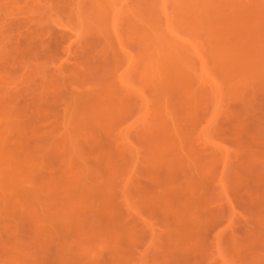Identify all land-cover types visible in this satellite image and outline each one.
<instances>
[{"label": "rangeland", "instance_id": "374dc122", "mask_svg": "<svg viewBox=\"0 0 264 264\" xmlns=\"http://www.w3.org/2000/svg\"><path fill=\"white\" fill-rule=\"evenodd\" d=\"M222 1L0 0V264H264V0Z\"/></svg>", "mask_w": 264, "mask_h": 264}, {"label": "bare ground", "instance_id": "6f19581e", "mask_svg": "<svg viewBox=\"0 0 264 264\" xmlns=\"http://www.w3.org/2000/svg\"><path fill=\"white\" fill-rule=\"evenodd\" d=\"M234 1V0H233ZM211 2V1H210ZM221 2H223L222 0H221ZM228 1H226V3H227ZM229 2H231V1H229ZM230 4V3H229ZM233 4V2L230 4V5H232ZM252 4V3H251ZM196 5V4H195ZM222 5L223 4H221L220 6L222 7ZM225 5V4H224ZM257 5V4H256ZM198 6V5H197ZM196 6V7H197ZM260 6V5H259ZM225 8H226V6H224ZM231 7V6H230ZM213 8V7H212ZM252 8V7H251ZM211 9V8H210ZM219 8H217V10H218ZM246 9V8H245ZM212 10V9H211ZM213 10H214V8H213ZM217 10H216V12H217ZM253 10V9H252ZM193 11V10H192ZM209 11V10H208ZM214 12V11H213ZM243 12V11H242ZM247 13V12H246ZM245 13V14H246ZM211 14V12L209 13V15ZM220 15H221V13H219ZM244 14V13H243ZM203 15V14H202ZM222 16V15H221ZM230 16V15H229ZM215 18V17H214ZM219 18V17H218ZM245 18V17H244ZM247 18H248V16H247ZM211 21H212V19H210ZM213 20H215V19H213ZM223 21V20H222ZM227 22V21H226ZM225 23V22H224ZM229 23V22H228ZM228 23H227V25H228ZM216 24V23H215ZM218 24H220V23H218ZM230 24V23H229ZM238 25H239V23H238ZM240 26V25H239ZM242 26V25H241ZM240 26V27H241ZM214 27V26H213ZM228 27H229V25H228ZM233 27V26H232ZM236 27V26H235ZM215 28V27H214ZM230 28H231V25H230ZM207 29V28H206ZM218 29V28H217ZM222 29V28H221ZM247 29V28H246ZM214 30V29H213ZM219 30V29H218ZM232 30V29H231ZM236 30V29H235ZM207 31V30H206ZM220 31V30H219ZM225 31V30H224ZM230 31V30H229ZM239 31V30H238ZM238 31H235L236 33H234L235 35L237 34V32ZM247 31V30H246ZM208 32V31H207ZM223 32V31H222ZM244 31L242 30V33H243ZM224 33V32H223ZM232 33V32H231ZM241 33V34H242ZM247 33V32H246ZM246 33H245V35H246ZM214 34V33H213ZM219 34H220V32H219ZM240 34V35H241ZM206 35V34H205ZM209 35V34H208ZM224 35H225V33H224ZM221 36V35H220ZM223 36V35H222ZM204 37V36H203ZM210 37V36H209ZM225 37V36H224ZM237 37V36H236ZM243 37V36H242ZM205 38H207V37H205ZM219 38V37H218ZM244 38H246V37H244ZM210 39V38H209ZM224 39V38H223ZM223 39L222 38H220V40H222V42H223ZM213 40V39H212ZM216 40H217V38H216ZM220 40H218V41H220ZM227 40V39H226ZM242 40L244 41V39L242 38ZM194 41V40H193ZM199 41V40H198ZM201 41V40H200ZM208 41V40H207ZM206 41V42H207ZM215 41V40H214ZM213 41V42H214ZM193 43V42H192ZM195 43V42H194ZM210 43V42H209ZM216 43V42H215ZM220 43H221V41H220ZM225 43V42H224ZM224 43H223V45H224ZM226 43H227V41H226ZM237 43H239L238 41H237ZM241 43V42H240ZM239 43V44H240ZM212 44V43H211ZM214 44V43H213ZM219 44V43H218ZM243 44V43H242ZM242 44H240V45H242ZM196 45V44H195ZM205 45V44H204ZM203 45V46H204ZM238 45V44H237ZM187 46V45H186ZM210 46V45H209ZM196 47V46H195ZM214 47V46H213ZM218 47V46H217ZM222 47V46H221ZM185 48V47H184ZM189 48V47H188ZM220 48V47H219ZM224 49L226 48V47H223ZM222 48V49H223ZM231 48V47H230ZM205 48H203V50H204ZM215 49H216V47H215ZM214 49V50H215ZM190 50V49H189ZM216 51V50H215ZM217 51H219V49L217 50ZM221 51H223V50H221ZM231 51H232V49H231ZM234 51V50H233ZM232 51V52H233ZM237 51V50H236ZM180 52V51H179ZM198 52V51H197ZM210 52V51H209ZM224 52V51H223ZM219 53V52H218ZM181 54V53H180ZM210 54H212V52H210ZM222 54V53H221ZM179 55V54H178ZM214 55V54H213ZM213 55H212V57H213ZM226 55H228V54H226ZM184 56V55H183ZM224 56V55H223ZM211 57V56H210ZM217 57V56H216ZM221 57H222V55H221ZM226 57V56H225ZM214 58V57H213ZM213 58H212V61H214L213 60ZM218 58H220V56L218 57ZM211 59V58H210ZM222 59H223V57H222ZM194 60V59H193ZM218 60V59H217ZM217 60L215 59V62H217ZM220 60V59H219ZM224 60V59H223ZM211 61V62H212ZM208 62V61H207ZM215 62H214V64H215ZM220 62V61H219ZM224 63V62H223ZM189 64H190V62H189ZM225 64V63H224ZM196 65H198V64H196ZM217 65H219V64H217ZM203 66V65H202ZM220 66H221V64H220ZM197 67V66H196ZM223 67V66H222ZM212 68H215V67H212ZM224 68V67H223ZM163 69V68H162ZM181 69V68H180ZM204 69V68H203ZM222 68H220V70H221ZM236 69V68H235ZM208 70V69H207ZM230 70H231V68H230ZM215 71V70H214ZM233 71V70H232ZM171 73V72H170ZM208 73H209V71H208ZM232 73V72H231ZM234 73V72H233ZM163 74H165V73H163ZM178 74V73H177ZM180 74V73H179ZM181 74H182V71H181ZM199 74V73H198ZM220 74H223V72L222 73H220ZM184 75V74H183ZM233 75V74H232ZM232 75H230V77L232 76ZM178 76V75H177ZM187 76V75H186ZM234 76V75H233ZM165 77V76H164ZM167 77V76H166ZM165 77V78H166ZM204 77V76H203ZM229 77V78H230ZM176 78V77H175ZM183 78V77H182ZM230 79H233V78H230ZM181 81H182V79H181ZM211 81V80H210ZM164 82V81H163ZM229 82V81H228ZM232 82H233V80H232ZM234 82H236V80L234 81ZM162 83V82H161ZM231 83V82H230ZM179 84V83H178ZM181 84V83H180ZM191 84V83H190ZM197 84V83H196ZM211 84V83H210ZM234 84V83H233ZM208 85V84H207ZM178 86H180V85H178ZM220 85H217V87H219ZM235 86H236V84H235ZM181 87V86H180ZM199 88V86L196 88V89H198ZM183 89V88H182ZM209 89V88H208ZM231 89V88H230ZM178 90V89H177ZM183 91V90H182ZM190 91V90H189ZM219 91H221V90H219ZM186 92V91H185ZM185 92H183V93H185ZM213 92V91H212ZM180 93H182L181 91H180ZM189 94V93H188ZM181 95V94H180ZM190 95V94H189ZM214 95V94H213ZM218 95V94H217ZM220 95L222 96V94H221V92H220ZM200 96V95H199ZM215 96H216V94H215ZM180 98V97H179ZM215 99H216V97H215ZM185 100H186V98H185ZM200 101V100H199ZM186 102H187V100H186ZM190 102V101H189ZM207 103V102H206ZM185 104H187V103H185ZM191 104H192V101H191ZM192 106V105H191ZM214 107V106H213ZM219 107V106H218ZM192 109V108H191ZM187 110H189V109H187ZM194 110V109H193ZM189 111H191V110H189ZM174 114V113H173ZM194 113H192V115H193ZM191 115V117H194V116H192ZM195 115V114H194ZM175 116V115H174ZM190 117V118H191ZM175 117H173V119H174ZM216 118V117H215ZM176 119V118H175ZM196 119V118H195ZM176 120H178V119H176ZM211 120V119H210ZM180 121V120H179ZM182 122V121H181ZM187 122V121H186ZM191 122V121H190ZM183 123V122H182ZM204 123V122H203ZM175 124V123H174ZM179 124V123H178ZM183 124H185V123H183ZM207 125H208V123H207ZM213 125V124H212ZM176 126V125H175ZM209 126V125H208ZM198 128V127H197ZM206 128V130H207V128L208 127H205ZM185 129V128H184ZM165 131V130H164ZM190 133V132H189ZM200 133V132H199ZM179 135V134H178ZM182 136H183V134H181ZM180 136V135H179ZM197 137H198V135H196ZM200 136V135H199ZM209 135H207V137H208ZM184 137V136H183ZM198 138H200V137H198ZM205 138H206V136H205ZM181 139V138H180ZM186 140H187V138H185ZM208 139V138H207ZM214 139V138H213ZM183 140V139H182ZM203 141V140H202ZM207 142L209 141V139L208 140H206ZM218 141V140H217ZM220 141V140H219ZM218 141V142H219ZM221 142V141H220ZM185 144V143H184ZM187 144V143H186ZM176 146H177V144H176ZM184 147V146H183ZM186 147V146H185ZM199 147V146H198ZM214 147V146H213ZM181 148V147H180ZM178 149V148H177ZM179 150V149H178ZM182 150H184V149H182ZM185 151V150H184ZM213 152V151H212ZM185 153V152H184ZM195 152H193V154H194ZM180 154V153H179ZM184 155V154H183ZM179 157V156H178ZM187 158V157H186ZM194 158V157H193ZM205 158V157H204ZM222 158V157H221ZM189 159H191V157H189ZM188 160V159H187ZM206 160V159H205ZM202 161H203V158H202ZM178 161H176V163H177ZM191 162H192V160H191ZM201 162V161H200ZM212 162V161H211ZM178 164H180L179 162H178ZM196 164V163H195ZM216 164V163H215ZM218 164V163H217ZM216 164V165H217ZM167 167V166H166ZM213 169V168H212ZM172 171V170H171ZM173 172V171H172ZM208 172V171H207ZM206 172V173H207ZM171 174V173H170ZM188 177V176H187ZM205 179V178H204ZM189 180V179H188ZM166 183V182H165ZM169 183V182H168ZM189 183V182H188ZM194 183V182H193ZM187 184V183H186ZM190 184V183H189ZM189 184L187 185V187L189 186ZM164 188V187H163ZM206 188H208V187H206ZM161 189V188H160ZM168 189V188H167ZM175 189V188H174ZM162 190V189H161ZM192 190V189H191ZM163 191V190H162ZM170 191V190H169ZM168 191V192H169ZM175 191V190H174ZM190 191V190H189ZM193 191V190H192ZM172 192V191H171ZM170 193V192H169ZM181 193V192H180ZM160 194H161V192H160ZM182 195V194H181ZM170 196V195H169ZM183 196V195H182ZM194 196V195H193ZM195 197V196H194ZM197 197V196H196ZM184 198V197H183ZM187 200V199H186ZM191 201V200H190ZM198 202V201H197ZM190 203V202H189ZM199 203V202H198ZM191 205H192V203H190ZM186 205H188V204H186ZM184 206V205H183ZM189 206V205H188ZM196 206V205H195ZM199 206V205H198ZM168 207V206H167ZM192 207V206H191ZM186 208V207H185ZM183 209V208H182ZM189 210V209H188ZM174 212V211H173ZM178 212V211H177ZM179 212H180V210H179ZM172 213V212H171ZM190 213V212H189ZM195 215V214H194ZM167 216V215H166ZM190 216H192L191 215V213H190ZM195 217H196V215H195ZM196 219V218H195ZM182 220H184L183 218H182ZM168 221V220H167ZM179 222V221H178ZM196 223V222H195ZM206 223V222H205ZM185 224V223H184ZM188 226V225H187ZM195 228V227H194ZM181 230V229H180ZM188 231V230H187ZM185 232V231H184ZM180 233V232H179ZM198 233V232H197ZM196 234V233H195ZM186 235H187V233H186ZM201 235V234H200ZM199 236V235H198ZM173 237V236H172ZM187 237H189L188 235H187ZM177 238V237H176ZM180 238H181V236H180ZM166 240V239H165ZM177 240V239H176ZM199 240V239H198ZM200 241V240H199ZM193 243H194V241H193ZM194 244H196V243H194ZM166 245V244H165ZM195 246H197V245H195ZM171 247V246H170ZM167 248V247H166ZM171 249V248H170ZM173 249V248H172ZM166 259H169V258H166ZM169 260H171V259H169ZM176 259H174V261H175ZM172 261V260H171ZM178 262V261H177Z\"/></svg>", "mask_w": 264, "mask_h": 264}]
</instances>
